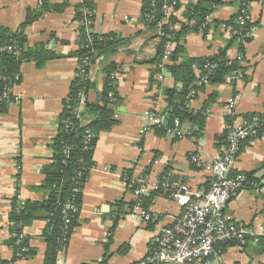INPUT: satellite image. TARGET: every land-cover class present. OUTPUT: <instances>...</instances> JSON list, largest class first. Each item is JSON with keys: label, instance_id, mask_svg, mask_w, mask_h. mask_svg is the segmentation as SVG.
I'll use <instances>...</instances> for the list:
<instances>
[{"label": "crops", "instance_id": "crops-1", "mask_svg": "<svg viewBox=\"0 0 264 264\" xmlns=\"http://www.w3.org/2000/svg\"><path fill=\"white\" fill-rule=\"evenodd\" d=\"M142 1L90 0L95 12L92 33L112 35L122 45L113 54L94 57L89 70L92 89L87 92L86 102H99L106 78L104 68L112 64L115 97L108 99L113 104L115 123L98 135L81 192L77 225L63 247L60 245L54 264H132L147 255L155 237L182 212L156 187L169 180L187 185L192 192L207 190L211 178L207 165L221 154L225 138L222 142L219 138L225 137V128L259 114L264 106V0H254L251 5L256 32L244 47L234 39L232 26H223L236 17L239 3L222 0L208 18L210 25L205 33L189 32L183 37V57L211 58L225 49V56L234 60L243 53L244 79L234 85L226 80L198 91L190 110L204 112L201 132L188 121L181 123L185 131L195 132L194 138L176 139L150 127L147 113L166 116L168 103L163 93L179 90L180 85L169 75L161 83L155 79L157 40L151 39L152 34L141 24ZM195 1L180 0L175 16L179 22L187 23L183 15L187 5ZM79 4L80 0H0V27L15 31L31 19L24 30L25 49L42 46L43 52L57 57L41 67L34 59L20 66L12 100L0 117V262L12 258L5 243L12 199L46 200V195L35 187L42 183L43 171L51 163L49 146L76 74L74 55L81 48L75 20ZM43 5L62 6L63 10L45 12L34 19ZM193 72L198 73L196 67ZM232 96H237V103L228 115L226 104ZM190 154L199 156L203 165L192 163ZM238 174H252L257 188L237 193L224 214L229 222L254 234L257 241L246 237L242 242L216 248L209 264H264V136L241 145L230 171V176ZM140 178L144 179L143 197L148 200L147 211L152 219L148 223L129 214L132 189ZM45 226V221L37 219L24 229L34 255L9 264H43L46 246L40 236Z\"/></svg>", "mask_w": 264, "mask_h": 264}, {"label": "trees", "instance_id": "trees-1", "mask_svg": "<svg viewBox=\"0 0 264 264\" xmlns=\"http://www.w3.org/2000/svg\"><path fill=\"white\" fill-rule=\"evenodd\" d=\"M237 1L238 3L241 2V0ZM162 2L163 0H143L140 21L145 26V31L152 34L153 37L151 39L157 40L156 55L153 61L155 64V75L158 72L156 64L165 52L166 46L173 45L169 56V63L166 65V71L173 81L180 85V89H171L163 93L168 103L165 122L170 126L174 119H178L180 123L188 121L196 125L199 128L196 130L201 132L204 123V112L194 113L184 107L188 87L196 78L193 67L197 68L199 75H204V65H216V68L209 73L206 86L225 83L227 77L236 70L242 73V80L244 79V68L239 64L238 60L228 59L225 56V49L211 58L190 59L183 57L184 49L181 45L183 37L189 32L205 33L210 25L207 23V18L213 14L215 8L222 4V0H196L195 2H191L187 5L183 15L187 23L179 22L176 17L171 16L168 19V23L162 25L158 30L156 22H159L163 18L161 11ZM152 5H154L153 8ZM83 8L92 9L93 6L90 1L79 4L75 9L76 22L82 20L81 9ZM179 8L180 0H178L174 9L179 10ZM62 10V6L47 8L46 5H43L34 19L41 17L45 12L59 13ZM150 10L154 11L155 18L152 23L148 24L146 23L145 16L150 13ZM28 12L29 14L32 13L30 11ZM30 22L31 19H27L15 31L0 27V49L12 45L18 47L20 50L19 56H14L7 52H0V77L7 78L8 82H14L15 77L19 76L20 66L29 59H34L37 67H41L46 61L57 58L53 54L43 52L42 46H37L34 50L25 49L26 38L24 30ZM229 25L232 26L233 31L236 29L235 18L230 22L224 23L223 26L226 27ZM174 26H177L176 30L172 29ZM79 32L81 48L74 55L77 59L76 74L70 85L69 95L63 103L57 133L49 146L52 151L51 163L43 171L44 179L42 183L35 187V189L46 195V200L24 201L23 205L18 207L17 196L12 199L8 219L9 237L5 242L12 251V258L9 262H0V264H9L17 260L29 259L34 255V251L30 247V240L23 234V231L37 219L46 222V226L40 236L46 246L43 264L55 263L57 253L60 249L59 241L62 238H68L77 225L81 192L89 169L92 166V152L98 135L101 132L109 130L115 123L112 118L113 111L111 107L113 104L108 99L109 92L114 93L113 86L110 85L111 80L109 79L114 71L112 64L104 68L103 72L106 78L103 91L99 96V102L89 104L85 99L83 111L79 115L80 117H76L73 111L78 92L84 90L85 95H87V92L92 89L89 81V70L91 66L87 70V78H80L77 77L79 63L84 58H90L92 65L96 55L113 54L122 44L112 35H95L93 33L91 35V42L89 43L83 35V28L79 27ZM99 37H102V39L99 40ZM108 38H111V41ZM234 39L236 38L234 37ZM180 57L182 61H179ZM4 85L5 83L0 81V93ZM204 87L202 86L200 89ZM113 96L115 97V93ZM11 100L12 98L10 102ZM7 105L3 104L0 106L1 114L6 111ZM208 105L207 103L203 107V111L206 110ZM251 116L254 115H250L249 117ZM91 117H94L93 121L88 120ZM160 132L164 133L162 130ZM86 133L90 134L91 138L87 145L88 149L84 150L83 141ZM224 138V135L221 136L219 141L222 142ZM246 176L250 182L254 181L252 174ZM69 205L76 210L75 213L72 209H67ZM141 205L143 209L147 210L148 200L145 197L142 198ZM39 214L42 215L41 218H39ZM235 243L237 242L228 241L220 243L216 248H225Z\"/></svg>", "mask_w": 264, "mask_h": 264}, {"label": "built area", "instance_id": "built-area-1", "mask_svg": "<svg viewBox=\"0 0 264 264\" xmlns=\"http://www.w3.org/2000/svg\"><path fill=\"white\" fill-rule=\"evenodd\" d=\"M90 0H80V4ZM178 0H163L161 11L163 18L156 22V27L168 23L169 17H175L177 10L174 8ZM252 0H241L237 15L235 17L236 29L233 31L234 37L244 47L254 37L256 27L251 18L250 8ZM154 5H152V8ZM94 10L81 9L82 20L78 26L83 28V35L87 42H91L92 28L94 23ZM210 17V16H209ZM208 17V18H209ZM154 11L146 14V23L154 21ZM207 18V20H208ZM145 28V26L143 25ZM177 29V26L172 28ZM99 40L102 37L98 38ZM111 41V38H108ZM173 45H167L165 52L156 64L157 74L155 79L161 83L165 76L168 75L166 65L169 63V56ZM0 52H7L14 56L20 55V50L16 46L8 45L0 49ZM243 53H239L237 59L240 65H243ZM90 58H84L79 63V73L77 77L87 78V70L91 66ZM216 68L215 64H206L203 66L204 75L196 74L195 80L189 85L187 90L184 107L191 108L197 93L202 86H206L209 73ZM115 74L109 77L113 87L115 86ZM242 73L238 70L227 77L229 85H234L241 80ZM0 81L5 85L0 93V106L9 104L13 96V89L16 87L19 76H16L14 82H8L5 77H0ZM113 93L109 92L108 97L112 98ZM86 99L85 91L80 90L77 94L76 105L74 106V115L80 117V113ZM237 103V96H232L226 104L228 115H232ZM0 107V117H1ZM147 119L149 126L162 130L165 134L172 135L176 139L194 138L195 132L185 131L178 119H174L168 126L165 122V116L148 112ZM147 130V129H145ZM142 132V131H141ZM196 133H198L196 131ZM264 136V106L259 114L243 119L240 124L228 125L225 128V145L218 159L210 165H207L211 172L209 187L204 192H192L187 185L173 181H165L156 187V190L169 196L181 208L182 212L176 218L172 225L162 229L155 237L150 252L140 260L132 264H209L211 257L217 253L216 246L228 241H240L244 238L251 237L257 241L256 236L250 231L237 226L228 221L224 211L229 201L240 191L248 188H257L254 182H250L245 174L230 176V171L235 165L241 145L251 139ZM90 134L86 133L83 141L84 150L90 140ZM189 159L192 163L203 165L199 156L190 154ZM133 188V204L129 214L138 218L143 223L150 222L151 216L148 211L142 207V198L145 195L143 188L144 179H137ZM76 192V190H75ZM18 207L23 205L20 197L16 198ZM67 209H75L67 206ZM67 222V220H66ZM66 238H62L59 243L63 247Z\"/></svg>", "mask_w": 264, "mask_h": 264}]
</instances>
